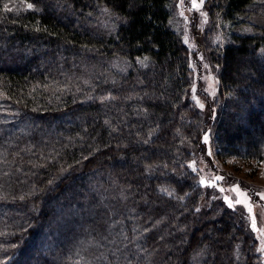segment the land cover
Listing matches in <instances>:
<instances>
[{"label": "trees", "instance_id": "trees-1", "mask_svg": "<svg viewBox=\"0 0 264 264\" xmlns=\"http://www.w3.org/2000/svg\"><path fill=\"white\" fill-rule=\"evenodd\" d=\"M175 1L0 0V264H264L239 213L199 208L209 120ZM254 1L210 15L240 26ZM260 31L211 53L219 156L264 162Z\"/></svg>", "mask_w": 264, "mask_h": 264}, {"label": "rangeland", "instance_id": "rangeland-1", "mask_svg": "<svg viewBox=\"0 0 264 264\" xmlns=\"http://www.w3.org/2000/svg\"><path fill=\"white\" fill-rule=\"evenodd\" d=\"M200 6L194 8L192 0H176L174 5L173 27L182 36L188 46L190 68L193 84L190 89V100L208 122V145L195 151L190 167L198 175L204 190L200 201V210L209 209L212 203H222L226 208L239 213L249 230L257 240V252L264 259V162L253 159H239L235 156H219L212 147V127L218 117L223 100L220 94V67L211 57L212 51L221 48L226 42V31L232 33H256L264 29V0H255L248 7V17L242 25L222 21L217 15H210L213 0H196ZM212 18V19H211ZM241 22V21H240ZM203 105V107H201ZM211 153V154H209ZM215 177H223L215 180ZM204 181V183H201ZM238 186L247 194V203L252 205V213L247 212L244 204H236L237 199H245L232 191ZM224 189V191H221ZM234 207H229L227 200ZM238 214V216H239ZM256 220V229L251 227V218ZM211 227L210 225L208 226Z\"/></svg>", "mask_w": 264, "mask_h": 264}, {"label": "snow or ice", "instance_id": "snow-or-ice-1", "mask_svg": "<svg viewBox=\"0 0 264 264\" xmlns=\"http://www.w3.org/2000/svg\"><path fill=\"white\" fill-rule=\"evenodd\" d=\"M192 6L194 8H198L200 5L196 3V0H192ZM32 7H33V5L28 4V8H32ZM4 8H5V10H8V11L11 10V9L8 8L7 4L4 5ZM201 107H203V105H201ZM204 140L207 143V141H208V136L207 135H205ZM209 154H211V153H209ZM214 179L215 180H221V179H223V177H215ZM201 183H204V181H201ZM231 190L237 192L239 196L245 197V199H237L235 201V203L236 204H244L246 206L247 212L249 214H251L252 213V205L247 203V194L244 193V192H241L239 190L238 186L233 187ZM221 191H224V189H221ZM262 198H264V197H262ZM225 199L227 200L226 197H225ZM227 202H228L229 207H234V205H233L231 200H227ZM250 218H251V227L255 230L256 226H257L256 225V220H255V218H252V217H250ZM261 250L264 251V248H262Z\"/></svg>", "mask_w": 264, "mask_h": 264}]
</instances>
